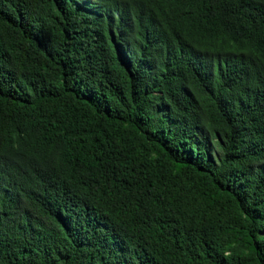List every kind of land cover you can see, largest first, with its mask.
Instances as JSON below:
<instances>
[{"label":"trees","instance_id":"trees-1","mask_svg":"<svg viewBox=\"0 0 264 264\" xmlns=\"http://www.w3.org/2000/svg\"><path fill=\"white\" fill-rule=\"evenodd\" d=\"M0 264H264V0H0Z\"/></svg>","mask_w":264,"mask_h":264}]
</instances>
